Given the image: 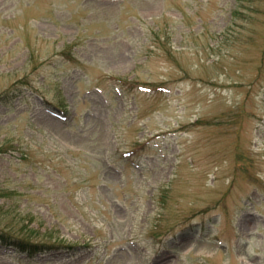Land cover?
<instances>
[{
    "label": "rangeland",
    "instance_id": "374dc122",
    "mask_svg": "<svg viewBox=\"0 0 264 264\" xmlns=\"http://www.w3.org/2000/svg\"><path fill=\"white\" fill-rule=\"evenodd\" d=\"M0 228L56 247L0 264H264V0H0Z\"/></svg>",
    "mask_w": 264,
    "mask_h": 264
},
{
    "label": "trees",
    "instance_id": "16d2710c",
    "mask_svg": "<svg viewBox=\"0 0 264 264\" xmlns=\"http://www.w3.org/2000/svg\"><path fill=\"white\" fill-rule=\"evenodd\" d=\"M0 240L5 244L6 247L12 246L18 252L28 254L30 258H33L38 253H46L47 250L56 248L53 245L38 243L31 238L17 237L11 232H7L1 228ZM68 248L70 249L71 247Z\"/></svg>",
    "mask_w": 264,
    "mask_h": 264
}]
</instances>
